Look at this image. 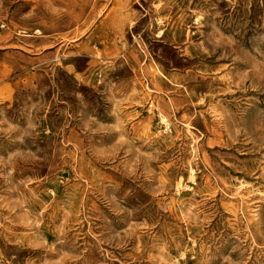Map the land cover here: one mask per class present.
Segmentation results:
<instances>
[{
	"label": "rangeland",
	"instance_id": "obj_1",
	"mask_svg": "<svg viewBox=\"0 0 264 264\" xmlns=\"http://www.w3.org/2000/svg\"><path fill=\"white\" fill-rule=\"evenodd\" d=\"M0 264H264V0H0Z\"/></svg>",
	"mask_w": 264,
	"mask_h": 264
},
{
	"label": "bare ground",
	"instance_id": "obj_2",
	"mask_svg": "<svg viewBox=\"0 0 264 264\" xmlns=\"http://www.w3.org/2000/svg\"><path fill=\"white\" fill-rule=\"evenodd\" d=\"M163 121L166 122V123L168 122V119L166 118V116H163ZM166 125H168V123H167ZM240 183H241V182H240ZM251 193H252V192H251Z\"/></svg>",
	"mask_w": 264,
	"mask_h": 264
}]
</instances>
